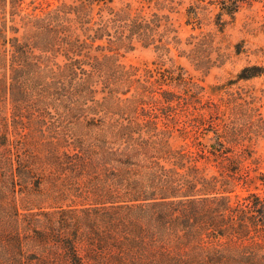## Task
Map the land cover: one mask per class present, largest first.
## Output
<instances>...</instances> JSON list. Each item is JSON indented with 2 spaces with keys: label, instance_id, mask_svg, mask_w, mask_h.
<instances>
[{
  "label": "trees",
  "instance_id": "obj_1",
  "mask_svg": "<svg viewBox=\"0 0 264 264\" xmlns=\"http://www.w3.org/2000/svg\"><path fill=\"white\" fill-rule=\"evenodd\" d=\"M256 4L264 35V0H0V264H264V62L204 85L172 54L205 77Z\"/></svg>",
  "mask_w": 264,
  "mask_h": 264
},
{
  "label": "rangeland",
  "instance_id": "obj_2",
  "mask_svg": "<svg viewBox=\"0 0 264 264\" xmlns=\"http://www.w3.org/2000/svg\"><path fill=\"white\" fill-rule=\"evenodd\" d=\"M30 0H26L28 2ZM59 0H34L35 4H40L41 7H45L47 3L54 5ZM32 6H29L28 9H31ZM260 4H256L253 10H247L243 8L236 17V20L233 24L228 25L223 33H217L213 42V49H211V58L215 59L217 53H222L223 58H226V61L221 66H214L211 68L209 73L203 77L201 72L194 70L185 57H177V50L172 48V54L174 57L182 63L190 73L194 74L197 77H201L204 80L200 81L201 84L207 85L212 83H221L235 76L237 71L243 66L249 59L251 62H264V55H253L246 56L245 54L235 55L233 53L234 43L243 40L244 47L248 48L251 51L256 49H264V35L254 28L257 26L262 14V10L259 9ZM38 11V10H36ZM176 26L179 30V35L182 38V41H185V38L192 32L197 34L198 30L192 31L189 26L183 24V17L180 14H173ZM210 27H205V31L210 30ZM260 55V56H259ZM156 58V53L151 47H142L137 45L136 48L132 51L124 53L120 57V60L126 65H138L143 66L144 63L148 66H153L152 60ZM241 86H254L257 90V93L260 94L259 89L263 88L264 85L261 84L260 79H252L250 81H241L238 83ZM262 103L264 104V97L262 98ZM173 146H178L182 140L174 136L171 139ZM255 156L258 158V169L264 172V139H260L257 143L254 144ZM210 172L214 171L213 168H210ZM19 202V200H18ZM20 203V202H19Z\"/></svg>",
  "mask_w": 264,
  "mask_h": 264
}]
</instances>
